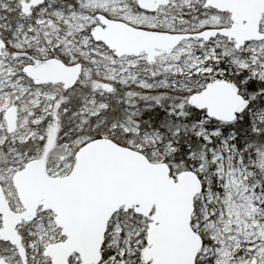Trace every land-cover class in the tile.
<instances>
[{"label":"snow or ice","instance_id":"6c2138e0","mask_svg":"<svg viewBox=\"0 0 264 264\" xmlns=\"http://www.w3.org/2000/svg\"><path fill=\"white\" fill-rule=\"evenodd\" d=\"M0 264H264V0H0Z\"/></svg>","mask_w":264,"mask_h":264}]
</instances>
